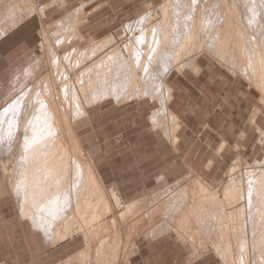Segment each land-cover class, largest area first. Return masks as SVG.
<instances>
[{
  "label": "rangeland",
  "instance_id": "1",
  "mask_svg": "<svg viewBox=\"0 0 264 264\" xmlns=\"http://www.w3.org/2000/svg\"><path fill=\"white\" fill-rule=\"evenodd\" d=\"M177 1L175 0L177 6L181 4L179 12H183V14L176 15L177 17L174 16L171 22V26L174 27L172 35L174 34L175 40H179L181 37L180 39L183 42L184 40L188 42L187 32L194 18L195 21L193 22H195V26L199 25L202 33H204L209 23L212 24V28L218 25V23L219 25H223L224 19L226 22L225 14L228 12L227 15L229 18L231 17L230 20L232 21H230L229 26V38L225 39V43L222 41L224 45L221 42L218 45L219 48L214 47L215 51L214 48L206 50L205 44L201 47L198 46L197 49L199 51L195 48L196 45H193L194 49L187 47L186 52L190 50L188 53H194L192 57H195L197 67L193 69V67L186 65L183 68L181 67V70H168L164 83L170 89L169 100L167 97L165 99L161 97L166 93L169 94L162 87V83L160 84L159 80L153 79L151 82L152 92L149 95L142 96L137 91L135 95L133 94L134 96L131 95L133 96L132 98L130 96L127 99L124 97L127 94H123L124 98H122L123 100L120 98V103H115L112 96L101 97L90 103L91 105L86 108V114H82L83 112L77 113L75 117L74 115L72 116L74 119L71 118V120L73 119L71 123L73 122L72 125H74V131L78 136L80 147L85 151L84 153L90 154L91 162L96 166L105 184H114V186L118 187L124 200L132 198L133 200H139L146 194H157L165 190L166 187L170 188L172 184H179L177 182H181L180 184L185 183L187 178V181L191 180L187 183L192 182L194 187L200 180L217 187L222 181L226 170L234 163L240 165H236L239 171H244L240 172V175L244 176L243 180L247 178L250 181L253 180L255 182L256 180L257 182L264 179V174H261L262 171L264 173V98H261L263 94L260 93L262 92L259 91V93L257 91L258 85L257 87L254 85L253 88L249 78L247 79L250 76L249 74H251V76L258 79L257 83L259 86H261L260 84L264 85V81L262 82V79L264 80V77H262V75L264 76V71H261L264 70V28L262 27L264 23L261 21L260 23L257 22V25L260 24V28L256 32V28H258L255 23L256 21H253V23L246 22L247 8L245 7L247 6H245L246 1L244 3L243 0H224L226 4L225 10L224 8L219 10L220 3L218 5L215 2L216 0L212 2H210L211 0H201V2H199L200 0H194L192 1L193 4L196 3L197 5H194V7L183 0ZM173 2L174 0H0V109L9 100L15 99L20 111L15 112L19 114H17V117L23 114L24 103H26L25 107H27L28 112L30 110L28 106L31 105L30 112H32V106L36 103L33 100L32 94L35 91L37 94H41L42 90H47V86L51 83L49 84L47 81L46 83L48 84H46V80H50L51 78L49 82H52V74H49L48 64L55 68L59 63L62 65L61 73H65L64 75H66L63 76L61 74L63 78L65 77L64 80L67 79L66 77L73 78L68 79V82L71 80V84L69 85L71 88L68 89H76L74 94V91H68V94L70 93L68 99H71L72 103L73 97L70 96L78 93V96H75L81 97L83 100L81 98L80 100L76 99L79 100V103L81 101L83 105L84 97L88 98L90 96L89 90L91 89L88 88L89 90H87V88L80 87L77 89V84H74L73 87V82L75 83L76 78L80 77L79 73L91 64L89 62L95 61V53L101 52L102 47L105 48L102 50L106 51L107 44L106 46L97 44L102 40L101 38L112 35L113 39L109 45H116L119 38L127 35L133 29L132 27L137 25V20L141 16L147 18L149 16L151 23L162 26L160 23L163 19L162 9L166 5L165 3H167L168 17H166V20L171 18L170 11L173 10L171 6L175 3ZM201 3H204V6ZM183 4L187 5L184 6ZM236 5L238 7H235ZM259 5L264 6L262 3ZM186 6L189 7L186 8ZM182 8L186 10L184 11ZM261 8L257 18L264 21V9L261 10ZM237 10L240 12L238 13ZM191 17L193 18L191 19ZM235 17L237 20H240L237 21ZM222 18L224 19L222 20ZM234 22L235 24L237 22L238 28L240 27V22L244 26L246 25L245 29L247 30H244V27L240 24L239 33L236 32L237 24L235 25V29ZM248 26L252 27L248 28ZM68 30L71 32H68ZM157 30L154 33L155 36L153 34L154 37L151 38L152 49L166 45V39L163 37L165 29L163 30V28L159 27ZM233 30H235V33H233ZM249 30L253 35H247L250 34V32H247ZM243 31L247 34H244ZM211 32L208 31L209 34ZM160 33H163L162 36ZM236 33L237 35L239 34V42L234 40L238 38H235ZM244 35L248 37L244 39ZM215 36L218 38L217 34L214 35V38L217 39ZM240 37H243V39ZM45 38L46 40H44ZM121 39H119V42H121ZM254 39L257 40L255 41ZM230 42L234 45L232 46ZM245 46L246 49L244 48ZM97 48L100 49L98 50ZM236 48L238 53L236 52ZM209 50L210 52H208ZM252 50L256 52L253 53ZM77 51L82 53L80 54ZM237 54L242 56H238ZM219 55L220 58L218 57ZM243 55L246 56L244 58V60L246 59L245 61L243 60ZM221 56L223 57L221 58ZM236 57L240 60L238 61L240 66L236 63ZM74 58H77L74 60L75 63L73 62ZM78 58L81 59L78 60ZM220 59L223 60L220 61ZM227 60H230L229 64ZM260 65L261 68H259ZM155 69L153 68L152 71L157 76L158 73L156 72L158 68L155 66ZM177 71L180 72L177 73ZM258 72L260 75H258ZM45 76L49 77L46 78ZM77 81L79 80L77 79ZM43 83L46 84H44L45 88L42 86ZM125 87L126 82L123 83L121 91ZM9 92L12 96L8 94ZM79 92L83 94V97ZM26 94L29 98L25 96ZM8 95L11 97L9 98ZM43 95L37 96H39V99H42ZM166 99L167 112L162 107ZM74 101L72 104H74ZM27 103L32 104L28 105ZM76 103L74 104L75 106H77ZM168 111L175 115L176 122L174 124L176 123L177 125L172 126L174 124L168 115ZM0 143V158L4 160L3 166L0 164V259L4 261V264L62 263L67 257L82 248L83 243L80 237L74 235L65 240H58L54 245H51L46 237L43 236L37 224L28 215H24L21 212L20 201L22 191L14 188V185H18L20 177H13V174L10 176L2 170V167L7 170L12 168V160L9 155L11 143L2 138L0 139ZM244 174L248 176L246 177ZM256 174L259 175V178ZM261 175H263L262 178H260ZM194 181H196V184ZM263 182H260V185H263ZM10 185L11 188H9ZM219 190L221 191V189ZM261 190L264 192L262 188ZM253 196H256V194ZM259 196L257 195L256 197ZM261 199L263 200V197ZM213 208L215 210L217 205H214ZM260 209L259 207V216L258 214L255 216L256 218L254 219L257 220L252 225V230L255 228L252 235L253 238L249 235L250 232H247L245 236L247 237L250 250H252L251 247L253 246L251 245L254 239H256L254 238L257 234L256 230H258L260 220L263 217V212ZM260 212L262 213V217ZM260 217L261 219H259ZM229 224H227V228L231 230L228 231L227 229V231L233 233V228L235 227ZM223 225L224 228L227 226L226 224ZM235 233L237 232L234 231L233 234ZM233 234L229 235L230 237L232 236V241L230 240L233 244L231 250L235 249L234 242H237L233 239H236L235 236L238 238V234ZM241 237L243 238V236ZM249 239H251L250 242ZM240 242L238 240L239 246L237 245V249L240 251L233 250L232 252L234 258L237 256L238 259L239 253L241 254L244 251L242 248L243 239ZM261 244H264V242ZM255 248L257 252H255ZM262 249H264L263 245L253 247L256 260L258 259L255 264H263L262 262H264ZM250 250L249 252H251ZM234 251L238 252V254ZM186 257L187 249L182 248V245L174 240L172 234H166L153 239L151 242H141V252L133 257V264H189L186 261ZM251 263L254 264L252 261ZM190 264L227 263L212 252L200 255L195 262Z\"/></svg>",
  "mask_w": 264,
  "mask_h": 264
},
{
  "label": "bare ground",
  "instance_id": "2",
  "mask_svg": "<svg viewBox=\"0 0 264 264\" xmlns=\"http://www.w3.org/2000/svg\"><path fill=\"white\" fill-rule=\"evenodd\" d=\"M183 1H185V3L187 2V4L189 5L190 4L193 5V7L194 5H196V3L193 4L192 2L194 0H183ZM212 1L215 0H211L210 2ZM218 1L216 0L215 2H217V4L220 3L219 10H221V8L222 9L224 8L225 10L226 4L224 0H218ZM243 1L244 3L246 1L245 6H247L245 7L247 8L246 9L247 13L245 16L247 19L246 22L249 21L248 23L250 22L253 23V21H256L255 22L256 25L258 24L257 22L260 23V21L264 23L262 19L259 20L257 18L258 14L260 13L259 12L260 7H262L261 10L264 9V6L259 5L260 3L264 4L263 3L264 0L263 1L243 0ZM199 2H201V0ZM165 4L167 5V3ZM187 4H183V5L185 6ZM166 5L162 9L163 19L160 21L162 26H158L156 23H151V21H149L151 20L149 16L148 18L145 16H141L137 20V25L132 27L133 29L127 35H125L124 37L120 36L122 38V39L119 38L121 39V42H119L118 39V43L116 45L115 44L109 45L113 39L112 35H108L104 38H101L102 40H100L99 43L97 44H100L101 46L103 45L106 46L107 44L108 47H106V51H103L102 49L104 47H102L101 52L99 53L97 52L98 55L97 53H95L96 54L95 61L89 62V64L90 63L91 64L85 67L84 70L80 68L82 70L81 72L79 71L80 77L76 78L73 76L74 78H76V82H77V83L73 82V87L74 84L75 85L77 84L76 86L77 89L78 87L87 88V90L91 89L89 90L90 96L88 98L84 97L83 105L81 104V101L80 103L78 102L81 98L80 96H79L80 98L76 97L78 96L77 95L78 93L75 94L76 96L75 95L70 96L73 97L72 103L73 100H75L74 104L77 102L76 103L77 106L71 103L70 101L71 99L70 100L68 99V95L70 94V93L68 94V91L72 90V89H68L71 88L69 87V85L71 84V80L68 82V79L70 77L69 78L66 77L67 81L64 80L65 77L63 78L62 75L63 76L66 75H64L65 73L64 74L61 73L62 65H60L59 63L57 64V66H55V68L51 67V65L48 64L47 67L49 68V74H52L51 75L52 82H49L51 81V78L50 80H46L42 78L43 80H46L45 83L48 81V83L51 84L47 86V90L45 89L42 90V92L46 91L45 93L41 92L42 95L44 94L42 96V99H39V96L37 95L41 96V94H37L36 91L34 92V94H32L34 99L32 97L31 98L34 100V102H36L34 103L31 100L32 103H34V105L32 106L33 108L32 112H30L31 110L30 104L32 103L30 104L27 103L28 105H30L28 106V109L30 107L29 110L30 113L27 111V107H25L26 103H24L25 106L22 105L23 114L17 117L18 113L16 114L15 112L19 111V109L17 107V102L15 99L9 100V102L5 106H3L2 109H0V139L2 138L4 140H8L11 143V148H9L10 150L9 155L12 160L11 162L12 168L7 170L6 168L2 167V170L5 174H8L10 176L11 174H13L12 175L13 177L14 176L20 177L18 181V185H14L15 186L14 188L18 189V191H22V196L20 201L21 212L24 215L25 214L28 215L33 220V222L37 224V226L42 231L43 236H45L46 239L49 241V244L54 245L56 241L58 242V240L59 241L65 240L67 238H71L74 235L80 237L81 242L83 243L81 249H78L75 253L67 257L66 260L62 261V263L59 264H133V257L141 252V242H151L153 239L166 234L168 235L172 234L174 236V240L179 242L182 245V248L184 247L185 249H187L186 261L189 264L195 262V260H197V258L200 255L203 254L206 255L207 253H212V252L218 255L221 258V260H225L227 264H250L251 261L255 264L258 260V259L256 260L255 257V252H257V249L255 248L256 250L254 249L255 252H253L254 251L253 247H257L260 245L264 246V244H261L264 242L262 241L264 240V192L261 190V188L264 190V187H262L264 186V182H263L264 179L262 181L259 180L257 182L255 178H254L255 182L253 180L250 181L247 178H246L247 180L246 179L243 180L242 178L244 176L240 175V172H242L243 170L239 171L236 168V165H239L238 163L231 164L228 170H226L224 177L222 176L223 179L217 187L211 186L208 183L203 182V180H200V182L197 180L199 183L197 182V185L194 187L192 182L187 183L188 181H191L190 179L187 181L188 179L187 178L185 180L186 182L184 181L185 183L180 184L181 182H177L179 184L176 185L172 184L170 188L166 187L165 190L157 194H153V195L146 194L143 196V198L139 200L138 199L133 200V198L124 200L118 187L114 186V184L111 185L105 184L96 166L91 162L92 159L90 154L84 153L85 151H83V149L80 147L78 136L75 134L74 131L75 130V128L73 127L74 125H72L73 122L71 123V121L74 119L72 117L73 115L75 117V114L77 113L79 114L81 112H83L82 114H86L87 113L86 108L89 105H91L90 103L101 97L112 96L114 98L115 103H120V98L121 100H123L122 98L124 97L128 99V97H130L131 95L133 94L135 95L137 91L142 96L146 94L149 95L150 92H152L151 82L153 81V79L159 80L160 84L162 83L161 84L163 85L162 87H164L166 89V92H168L169 94L163 93L164 95H162L161 93L162 95L161 97L163 99L167 97L169 100L168 96L170 95V89L164 83L165 82L164 79L165 76L167 75L168 70L180 69L181 67L183 68L186 65L193 67V69L194 67H197L195 57H192V54L194 53L193 52L192 54L188 53L190 50L186 52L187 47L193 48V45H196L197 47L195 46V48L197 49L198 46L201 47L202 45L204 46L205 44V46L207 47L206 50L208 49L211 50L214 47L219 48L218 45L222 41L225 43L226 41L225 39L229 38V29H230L229 26H230V21L232 20H230L231 17L229 18V16L227 15L228 12L227 13L225 12L226 22L225 19L222 18V20L224 19L223 25L222 24L219 25V23L218 25L215 24L216 26H220V27H216L214 25L215 27L213 26L214 28H212V24L209 23L205 28L204 33H202L200 29L201 27L199 25L195 26L194 24L195 22H193L195 21L194 18L190 28L188 27L189 28L187 32L188 42L187 40H184L183 42V40L180 39L181 37L179 38V40L182 41H179L178 39L175 40L173 36L174 34L172 35V31L174 27L171 26V22L174 16L183 14V12L181 13L179 12L181 10L180 8L181 4L178 5L179 6L178 7L175 2L173 6H171L173 9L172 11H170L171 18L167 20L166 17H168V13H167L168 11ZM187 7L189 6H186V8ZM235 7H238V5H236ZM196 8H200V7H196ZM196 8L195 10L197 11ZM205 8L207 7L205 6ZM183 10L185 11L186 9ZM237 12L239 13L240 11L237 10ZM232 14L231 16L233 17ZM192 18L193 17H191V19ZM241 20L243 21V19ZM236 24L234 22V26ZM240 24H239L240 27L242 25L244 27L243 29L247 30L245 29L246 25L244 26V24L241 25ZM201 25L203 26V24ZM259 25H257L258 28H256V32L257 29L260 28ZM181 26L183 27V25ZM255 26L253 27L255 28ZM159 27L163 28V30L165 29V34L163 37H165L166 39V45L163 43L165 46H162L161 45L162 42H161L160 44L161 46L159 45L161 48L155 47V49H152L153 44H151V38L155 36L154 33H156V30ZM250 27L248 26V28ZM262 27L264 28V24ZM239 28L237 24V29L235 26L236 32H238ZM208 31L209 32L212 31V32L209 34ZM68 32L71 31L68 30ZM244 32L245 31H243V33ZM247 32H250V30ZM233 33H235V30H233ZM160 34L162 36L163 33ZM216 34L218 36V38L215 36L217 39L214 38V35ZM247 35L251 36L253 35V33L251 34L250 32V34ZM246 37L244 35V39ZM235 38H237V40L236 39L234 40L239 42V34L237 35L236 33ZM241 39H243V37ZM44 40H46V38ZM246 46L244 47L245 49ZM97 49L99 50L100 48ZM210 50L208 52H210ZM238 50L236 48L237 53ZM224 51L226 52V50ZM252 52L255 53L256 51L254 52L252 50ZM218 57L220 58V55ZM222 57L223 56H221V58ZM245 57L246 56L243 55V60ZM76 59L77 58H74L73 62ZM79 59L81 58H78V60ZM221 60L223 59H220V61ZM238 61L240 60L237 59L236 63L240 66ZM56 62L58 63V61ZM155 66L158 68L156 72L158 73L157 76H155V72L152 71L153 68L155 69ZM238 68L236 69L239 70ZM259 68H261V65ZM179 72L180 71H177V73ZM47 75H48V71H47ZM249 75L250 76L247 77V79L249 78V81L251 82V86L253 85L254 88V85L256 87L258 85V90L257 88H255V90H257L258 92L261 91L262 93L259 92L260 94H263L261 98H264V85L260 84L261 86H259V84L257 83L258 79L256 77L254 78L253 76H251V74ZM258 75H260V73ZM262 77L264 76L262 75ZM77 79L79 81H77ZM58 80L60 81L59 83ZM263 81L264 80L262 79V82ZM124 82H126V87L124 90L121 91V87L123 86ZM45 83H43L42 85L43 88H45L44 87ZM260 87L261 89L259 90ZM37 90H39V88H37ZM75 90H72L74 91L73 94L76 92ZM8 94L11 95L10 92ZM73 94L71 93V95ZM79 94L81 96L83 95L81 94V92H79ZM123 94H127V95L123 97ZM11 96L8 95L9 98ZM25 96H27V94ZM118 96L119 98H117ZM133 96H131V98ZM76 98L79 100H77ZM81 100L83 99L81 98ZM28 102H30V100H28ZM162 107H164L167 112V99L165 100ZM168 115L171 117V121H173L172 123L174 124V122H176L175 115H173L170 112L168 113ZM71 118L73 119L71 120ZM175 125L177 124L175 123L172 126ZM3 162H4L3 158H0V164L2 166L4 164ZM261 174H264L263 171L261 172ZM247 176L248 175H246V177ZM262 176L263 175H261L260 178H262ZM251 177L249 176V178ZM257 177L259 178V175H257ZM237 178L240 179L237 180ZM194 182L196 184V181ZM260 182L261 183L263 182V185H260ZM9 188H11V185ZM219 189H221V191ZM254 194H256V196L257 195L260 196L259 197L253 196ZM262 197L263 200L261 199ZM214 205L215 206L217 205V208H215V210H213ZM259 207L261 208L260 211L263 212V217H262V213L260 212L262 219L261 217L259 218L261 220L258 226V230H256L257 231L256 237H254L256 239H254L252 245L250 244L251 246H253L251 247L252 250H250L249 243L247 242V237L245 236L247 232H250L249 235H251V238H253L252 235L254 234L253 231L255 230V228L254 230H252L253 229L252 225L255 223V220H257L254 218H256L255 216L259 212L258 211ZM218 212L220 215L218 214ZM223 224L233 225V227H235L233 228V230L237 233L233 234L234 231L233 233L228 232L231 229L229 230V228H227L228 225L225 226L224 228ZM228 233H230L231 235L238 234V238L236 236L235 238L241 242L243 239L242 248L244 249V251L241 249L243 252H241V254L239 253L240 255L239 259L237 256L235 257L236 258L235 259L232 253L233 250L236 251L238 250L237 249V247L239 246L238 240L233 239L237 242H234V245L236 246L235 249L233 248V250H231V247L233 245L231 243L232 236L230 237L229 236L230 234ZM241 236H243V238ZM250 240L251 239H249V242ZM249 250L251 252H249ZM236 251L234 252L236 253ZM262 252L264 253V249H262ZM236 254H238V252ZM250 258L252 259L250 260ZM262 263L264 264V262Z\"/></svg>",
  "mask_w": 264,
  "mask_h": 264
},
{
  "label": "built area",
  "instance_id": "3",
  "mask_svg": "<svg viewBox=\"0 0 264 264\" xmlns=\"http://www.w3.org/2000/svg\"><path fill=\"white\" fill-rule=\"evenodd\" d=\"M0 264H4V261L2 259H0Z\"/></svg>",
  "mask_w": 264,
  "mask_h": 264
}]
</instances>
